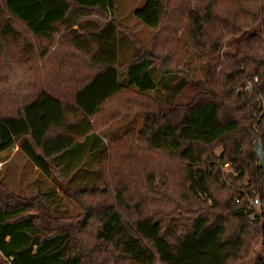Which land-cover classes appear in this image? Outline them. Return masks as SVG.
<instances>
[{
	"label": "trees",
	"instance_id": "16d2710c",
	"mask_svg": "<svg viewBox=\"0 0 264 264\" xmlns=\"http://www.w3.org/2000/svg\"><path fill=\"white\" fill-rule=\"evenodd\" d=\"M209 1L201 14L195 9L188 16L193 48L201 59L215 63L214 70H227L224 82L215 79L214 71L208 73L203 83L194 85L196 95L190 102L170 105L164 114L142 112L141 131L110 143L102 154L108 176L114 177L112 166L120 161L131 159L141 167L138 179L116 186L113 204L87 206L83 196L95 191L61 189L82 213L56 218L48 204L55 202L53 194L40 193L44 198L38 203L24 201L0 185V264H92L97 248L110 253L117 264H237L253 242H262L264 252V216L249 220L242 213L244 205L234 202L238 194L264 199V175L255 153L256 144L264 148V109L257 103L259 97L264 103V0ZM114 4L0 0V54L4 39L16 44L24 32L32 39L21 50L24 61L33 62L36 71L55 59L52 69L58 68L62 52L74 63L77 55L86 60L88 55L96 69L76 89L65 81L66 86L42 88L26 104L18 102L13 116L2 113L0 101V155L17 148L47 179L66 178L63 174L79 159L83 144L99 142L96 134L110 122L106 110L115 100L133 92L131 88L141 95L157 91L162 78L176 80L168 71L155 81L154 63L144 56L118 68L116 25L108 21L99 27L87 20L89 13L111 16ZM134 16L157 30L163 0H145ZM226 37L234 38L233 52L220 53ZM250 82L253 89L244 92ZM255 111L258 118L253 117ZM119 146L128 152L117 155ZM216 146L222 153L213 160L209 151ZM135 152L143 155L141 160L132 155ZM155 156L178 165L177 193L170 177L156 180L151 173ZM225 165L232 170L227 179L239 187L234 192L214 190L223 186ZM131 186L142 187V195L135 196ZM130 193L135 194L133 201ZM247 237L253 241L247 243ZM257 264H264V256Z\"/></svg>",
	"mask_w": 264,
	"mask_h": 264
},
{
	"label": "rangeland",
	"instance_id": "374dc122",
	"mask_svg": "<svg viewBox=\"0 0 264 264\" xmlns=\"http://www.w3.org/2000/svg\"><path fill=\"white\" fill-rule=\"evenodd\" d=\"M145 0H115L112 15H102L98 13L87 14V20L96 23L101 27L105 22L112 21L118 30V68L128 64L132 58L144 56L154 63L151 72L152 78L157 81L159 75L171 71L172 77L162 78L157 84V91L138 95L135 89L133 92L125 93L121 98L115 100L111 109L106 110L110 122L100 128L97 132L99 142L87 141L79 149V159L73 161L71 167L63 175L66 178L57 176L47 179L41 174L17 148L11 149L0 155V185L3 189L24 201H41L40 193L47 195L53 194L55 202H49L51 214L56 218H69L81 215V208L71 202L64 194V191L71 192L81 189L92 195L87 197V206L101 202L113 204L117 195L116 186L123 185L131 180L139 178L141 167L131 159L114 163L112 166L114 177L107 175L103 166L102 154L110 147L111 142L125 140L130 137L128 133H136L144 127L145 119L142 112L153 111L154 113L164 114L170 105H183L192 100L196 95L194 85L203 83L208 73H216L215 79L219 83L224 82V75L227 70L217 67L215 63L200 58L194 51L192 41L193 26L188 19L190 13L197 9L201 14L202 9L210 2L209 0H163L164 16L162 23L157 30H150L143 26L134 16L136 9L144 4ZM20 32V31H18ZM233 37H226L220 53L233 52ZM32 42L24 32H20V37L16 44L6 41L1 43L3 54H0V101L2 103V113L13 116L18 108V102L26 104L42 88H56L60 84L74 83L71 85L76 89L83 82H87L95 74L96 69L92 68L89 56L87 60L83 56L77 55V63L71 57L75 54L59 53L63 63L56 69V59L52 61L42 72L36 71L33 62H25L22 48L26 43ZM24 56V57H23ZM87 63V67H86ZM41 65V64H39ZM57 66V65H56ZM52 70V72H51ZM46 77V80H45ZM64 84V85H65ZM250 84V83H249ZM63 85V86H64ZM248 85V84H247ZM66 86V85H65ZM60 87H62L60 85ZM166 87V88H165ZM168 88V89H167ZM247 92V87L243 90ZM258 109L262 106L263 100H257ZM115 114V115H113ZM254 118H258L257 111L253 113ZM103 123V122H101ZM264 150V148H263ZM118 154L122 151L120 146ZM212 152V159H219L222 153L220 146H216ZM107 153V152H106ZM136 160H141L143 155L133 153ZM154 168L150 171L156 180H165L170 177L173 182V190L177 193L180 177L176 175L177 164H170L166 157L155 156L152 158ZM83 166V167H82ZM232 173L229 165L222 167L223 186L217 185L214 190L220 188L234 192L237 188L227 179ZM168 175V176H167ZM52 179H56L55 181ZM74 180V181H72ZM162 182V181H161ZM226 187V188H224ZM136 191L137 197L142 195V187L131 186ZM213 190V191H214ZM138 194V195H137ZM132 193L129 194L131 200L135 199ZM134 197V198H133ZM129 215H132L130 213ZM236 235V233H233ZM94 235V233H93ZM95 236V235H94ZM93 236V237H94ZM249 243L253 241L246 238ZM94 245L93 240L89 241ZM91 246V247H92ZM103 248H97V257L92 255V264H117L109 258L110 253ZM264 256L262 242L251 243L248 247L247 257L237 264H257ZM121 264V263H119ZM126 264V263H122Z\"/></svg>",
	"mask_w": 264,
	"mask_h": 264
},
{
	"label": "built area",
	"instance_id": "2783aa9c",
	"mask_svg": "<svg viewBox=\"0 0 264 264\" xmlns=\"http://www.w3.org/2000/svg\"><path fill=\"white\" fill-rule=\"evenodd\" d=\"M253 83H257V80L254 79ZM247 92H250L253 89V84L250 82L248 83ZM262 98L260 97V100ZM236 205H244L242 209V213L247 217L249 220H254L256 216H264V199L260 195H256L254 197L244 196L238 194L234 200Z\"/></svg>",
	"mask_w": 264,
	"mask_h": 264
},
{
	"label": "water",
	"instance_id": "95a60500",
	"mask_svg": "<svg viewBox=\"0 0 264 264\" xmlns=\"http://www.w3.org/2000/svg\"><path fill=\"white\" fill-rule=\"evenodd\" d=\"M255 153L258 160V167L264 175V151L259 144L255 145Z\"/></svg>",
	"mask_w": 264,
	"mask_h": 264
}]
</instances>
